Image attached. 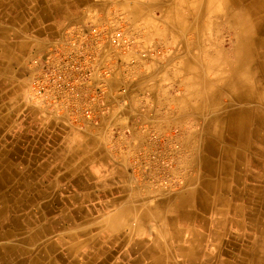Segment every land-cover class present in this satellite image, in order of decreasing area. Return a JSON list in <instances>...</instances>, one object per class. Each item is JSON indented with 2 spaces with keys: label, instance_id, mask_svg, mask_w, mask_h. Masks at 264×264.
<instances>
[{
  "label": "crops",
  "instance_id": "0c3cea01",
  "mask_svg": "<svg viewBox=\"0 0 264 264\" xmlns=\"http://www.w3.org/2000/svg\"><path fill=\"white\" fill-rule=\"evenodd\" d=\"M190 2L0 0L1 244L22 219L40 242L61 243L49 253L54 262L68 249L73 264L89 263L90 253L111 264L151 263L132 253V239L164 237L159 226L170 222L174 200L199 184L191 160L206 141L205 48L183 31L195 15ZM120 29L138 41L120 49L102 35ZM81 31L90 38L95 122L50 111L29 91L33 60Z\"/></svg>",
  "mask_w": 264,
  "mask_h": 264
},
{
  "label": "bare ground",
  "instance_id": "6f19581e",
  "mask_svg": "<svg viewBox=\"0 0 264 264\" xmlns=\"http://www.w3.org/2000/svg\"><path fill=\"white\" fill-rule=\"evenodd\" d=\"M187 8L195 15L183 31L205 48L208 78L206 141L191 160L199 184L174 200L170 222L159 226L164 237L152 243L137 233L131 250L149 255L150 264H264V0H192ZM18 222L8 231L12 240L0 243L8 253L0 264H56L57 257L73 264L76 254L63 247L52 261L49 253L61 243L44 244L38 231ZM93 255L87 264H111Z\"/></svg>",
  "mask_w": 264,
  "mask_h": 264
},
{
  "label": "built area",
  "instance_id": "2783aa9c",
  "mask_svg": "<svg viewBox=\"0 0 264 264\" xmlns=\"http://www.w3.org/2000/svg\"><path fill=\"white\" fill-rule=\"evenodd\" d=\"M90 32L95 35L100 33L96 27L91 28ZM102 35L112 46L120 49H127L135 43L121 29ZM63 41L56 42L52 55L33 60L34 71L29 91L50 111L67 112L73 118L83 115L87 122H95L96 117L88 105L90 94L86 95L90 82L89 33L81 31L79 37L73 34L65 44H62ZM93 100L102 102L100 95Z\"/></svg>",
  "mask_w": 264,
  "mask_h": 264
},
{
  "label": "rangeland",
  "instance_id": "374dc122",
  "mask_svg": "<svg viewBox=\"0 0 264 264\" xmlns=\"http://www.w3.org/2000/svg\"><path fill=\"white\" fill-rule=\"evenodd\" d=\"M92 28H93V27H92ZM96 28L101 32V30H100L98 27H96ZM191 33H192V32H188V34L186 33V35H188L189 38H191V37H192ZM109 34H110V33H107V35H109ZM129 34H130V33H129ZM130 37L133 39L134 42H137V41H138V38H137L135 35L130 34ZM29 88H30V86H29ZM37 102H38V101H37ZM38 103H39V102H38ZM178 183H182V181L179 180ZM181 185H182V184H181ZM181 185H180V186H181ZM180 186H179V185L176 186L175 189L179 188Z\"/></svg>",
  "mask_w": 264,
  "mask_h": 264
}]
</instances>
